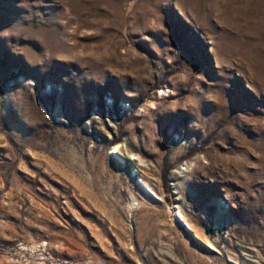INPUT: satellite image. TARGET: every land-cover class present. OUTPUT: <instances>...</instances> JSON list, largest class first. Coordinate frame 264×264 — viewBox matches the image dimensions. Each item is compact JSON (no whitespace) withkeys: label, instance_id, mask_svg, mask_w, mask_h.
I'll use <instances>...</instances> for the list:
<instances>
[{"label":"rangeland","instance_id":"1","mask_svg":"<svg viewBox=\"0 0 264 264\" xmlns=\"http://www.w3.org/2000/svg\"><path fill=\"white\" fill-rule=\"evenodd\" d=\"M0 264H264V0H0Z\"/></svg>","mask_w":264,"mask_h":264}]
</instances>
